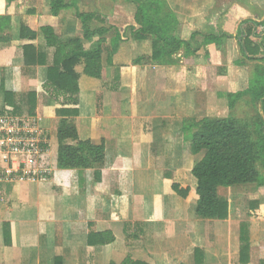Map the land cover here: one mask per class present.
I'll list each match as a JSON object with an SVG mask.
<instances>
[{
  "label": "crops",
  "instance_id": "1",
  "mask_svg": "<svg viewBox=\"0 0 264 264\" xmlns=\"http://www.w3.org/2000/svg\"><path fill=\"white\" fill-rule=\"evenodd\" d=\"M189 1L174 0L175 15L183 29L181 39H188L193 31L227 34V43L233 42L236 55L239 25L264 20V0H226L214 8L204 0ZM4 15L10 18L11 42L0 43V87L12 97L11 104H6L0 88V110L12 113L16 108L21 115L40 118L44 143L38 163L49 171V176L46 182L0 179V264H120L127 256L156 264L189 254L192 264H207L223 255L237 257L238 261L240 225L235 229L231 201L227 219L203 220L194 213V194L182 199L171 185L180 184L177 168L185 155L181 148L188 140L182 131L185 118L197 116L207 88L215 90L218 80L238 78L236 70L242 66L231 64L221 45L210 44L221 51L210 54L211 62L199 50L180 58L177 66H168L167 61L161 65L141 62L128 70L125 64L132 56L124 62L123 42L112 57V65L104 64L100 79L83 75L82 65L76 66L77 136L96 145L103 142L104 160L94 169L62 170L56 167L60 120L56 110L61 107V98L54 101L43 88L53 48L45 44L40 29L50 26L61 40L68 41L81 36V23L72 9L52 16L50 0H15L9 4L0 0V16ZM203 15L201 24L190 23L191 19L198 22ZM91 23V29L100 27L96 21ZM22 25L36 34L34 40H20ZM97 38L82 41L83 48H95ZM197 41L201 43L202 39L197 37ZM23 46L34 47L40 59L45 55V64L26 66ZM147 46L148 41L133 42V61L149 56ZM110 79L113 85L105 83ZM208 79L211 82H206ZM30 93L36 95L32 115ZM4 158L0 153V173L6 168ZM171 159L177 160L174 173L168 169ZM257 209L264 220V202L258 203ZM207 222L220 224V229H215L213 236L208 234L207 247L202 248L203 224L205 227ZM104 232H111L114 242L100 245L91 239ZM195 250L202 254L199 263L195 261ZM261 256L264 258V253ZM251 259L249 253L247 264Z\"/></svg>",
  "mask_w": 264,
  "mask_h": 264
},
{
  "label": "trees",
  "instance_id": "2",
  "mask_svg": "<svg viewBox=\"0 0 264 264\" xmlns=\"http://www.w3.org/2000/svg\"><path fill=\"white\" fill-rule=\"evenodd\" d=\"M15 0H6L7 4ZM134 8L133 20L127 30L133 42H150L151 53L147 58L140 57L133 64L151 62L161 65L169 55L182 52V56L195 55L202 45L215 44L220 46L227 34L214 31H193L186 40L173 35L174 27L178 26V19L165 4V0H124ZM73 9V15L81 23V36H74L68 41L58 37L50 26L41 27L45 44L53 48L52 65L47 67L43 88L54 101L61 98L60 108L56 115L60 117L57 129V158L56 167L62 170L94 169L102 165L104 160V144L91 143L89 140H79L75 126L78 116V74L76 66L82 65V74L100 79L105 66L112 65V57L118 45L127 40L125 31L110 25L105 26L104 19L92 12H80L74 2L65 3L64 0H50V12L57 16L60 11ZM96 21L100 27L91 29L89 23ZM237 38L240 59L238 66L249 63L253 67L248 86L236 93H227V107L232 111L234 105L245 96L252 105L255 114L248 120H241L233 116L224 118L203 117L186 119L182 131L188 135L190 151L193 155L202 153L191 169V176L195 181L193 190L196 197L195 215L203 220H225L229 215V200L220 195V190L238 186L255 185L264 187V20L261 23L244 21L239 25ZM10 18L0 16V43H10ZM79 34V35H80ZM95 40V48L85 50L82 41ZM197 37L202 42L197 41ZM36 34L21 26L20 40H34ZM24 64L26 66L44 65V56H36L35 48L23 46ZM106 52L103 62L102 54ZM35 57V58H34ZM5 96L6 104H11V93L0 87ZM34 93L28 95L29 114L35 108ZM260 103L262 115L255 108ZM7 113L0 110V115ZM13 115H21L16 108ZM260 168V169H259ZM97 173V171H96ZM171 189L182 199H187L190 188L177 183ZM96 244L107 245L114 242L111 232L92 235ZM249 235L246 226L239 227L240 250L238 262H249ZM93 243V242H92ZM94 243V244H95ZM202 254L195 250L196 263ZM120 264H146L134 261L127 256Z\"/></svg>",
  "mask_w": 264,
  "mask_h": 264
},
{
  "label": "rangeland",
  "instance_id": "3",
  "mask_svg": "<svg viewBox=\"0 0 264 264\" xmlns=\"http://www.w3.org/2000/svg\"><path fill=\"white\" fill-rule=\"evenodd\" d=\"M64 2L65 3L74 2L80 12L96 11L99 14H102L100 16L104 19L106 27L110 25H115L120 28L122 27L121 29L125 31L124 36L127 37V40L123 42L124 47L121 53L125 55L124 60L125 59L126 60L124 62L129 61L130 59L129 60L127 59L132 56L131 62L125 64L126 69L129 70V68L133 66V40L129 36V32L127 30L130 22H132L133 20L134 8L132 5L127 4L124 0H64ZM164 2L165 4H167V6H169L170 11L175 14L174 0H165ZM203 2H210L211 3L210 6L214 8L216 6L218 7L222 6L226 2V0H204ZM203 17L204 15L199 16L198 22L196 21L194 22L193 19H191L192 21L190 23L191 24H197V23L201 24ZM89 25L91 27L92 23H90ZM180 26L182 27V24L178 20V26L174 27L173 29L175 30L173 35L178 38H181V36L183 35V29H181ZM228 40L229 39L223 40V43L221 44L222 46L221 48H222V51L224 50L226 54L228 55L229 57L228 61H230L231 64H234L235 62H237V60H239L240 55L235 54V48L234 46H232L233 42L232 44H230L231 42L227 43ZM212 48L213 47L208 46V48L205 49V45H202L200 49L201 51L200 55L204 54V56H206L210 62H211V60L209 59L210 54L213 53L214 55V53L217 51L216 48H213V49ZM146 49L149 50L151 53L152 49H151L150 42H148V46L146 47ZM217 52H221V51L218 50ZM105 55H106V52L102 54L103 60H105ZM183 57L184 56H182V52L176 53L174 55H169V57L166 58L168 66L179 65L178 60ZM224 59H226V57H224ZM213 63H214V60H213ZM219 67L220 69H223L222 66H219ZM253 67L254 66L247 63L245 64V66H242L241 69L239 70L235 69L236 71H238L236 72L239 74L238 78L235 77L236 79H234L233 77L231 80L226 79L227 82L224 81L223 79L218 80V85L215 90L214 88L210 86L211 84H209L211 88H207V92L204 91L202 95V105L198 108L197 116L195 114H191L187 116L185 119H189V118H195V119L199 118L200 119L202 117L224 118L227 116H233L241 120L250 119L255 114L254 112L255 110L254 111L252 110V105L248 101L249 97L245 96L244 98H242V100L238 101L234 105V108L231 111L227 107V99L225 95L227 93H231V94L236 93V89L238 88L242 89V88L247 87L250 75L253 71ZM206 82L209 83L211 82V80L208 79ZM229 82L231 83L230 86H228L227 84ZM105 83L107 85L108 84L113 85L114 81L110 79V81H107ZM117 85L119 86V84ZM255 108L258 109V113L262 115V109H261L260 103L256 104ZM181 149H183V152L185 154L184 159L181 160L182 161L181 167L177 168V162H176L177 160L171 159V162H169L170 166L168 167V169L170 173H174L177 169H180V173L178 174L176 180L180 182L179 185H181L182 183L184 184V187L190 188L191 190L190 195H192L193 197L195 181L192 178L190 172H191L193 164L201 158L202 153L198 155H193L190 151L188 140H185L183 148ZM219 193L222 197H225L229 201H231L230 202L232 205L231 213H232L235 229L238 228L237 227L238 225L241 226L242 224H244L248 231V235H250L249 239L251 240V243H250L249 253L252 255V259H251V263L249 264H264V260H263L264 258H262L261 256L264 253V241H263L264 240L263 238L264 237V220H261L263 217V214H259L258 209L256 210L258 203H260L261 201L264 202V187H256L255 185H245V186H238V187H234L230 189H222L220 190ZM254 202L256 203V207L252 206V203ZM250 228H251V232H250L251 234L249 233ZM215 229H220V224H218V226H215L214 223L207 222L205 224V227L203 224V231H202V238H201L202 244H200L202 245V248H204L203 245L206 246L208 234L213 236ZM170 241H172V239ZM206 250L208 249L206 248ZM180 262H186V264H192L193 263L192 254L183 256L180 259H178V257H174L173 260L171 261L168 260L167 263L158 262L156 264H178ZM210 263L211 264H239L237 261V257L227 258V255L219 256L213 262H211V260H208L207 264H210Z\"/></svg>",
  "mask_w": 264,
  "mask_h": 264
},
{
  "label": "built area",
  "instance_id": "4",
  "mask_svg": "<svg viewBox=\"0 0 264 264\" xmlns=\"http://www.w3.org/2000/svg\"><path fill=\"white\" fill-rule=\"evenodd\" d=\"M6 112L0 115V153L6 162L0 179L46 182L49 171L38 163L41 144L44 143L40 118Z\"/></svg>",
  "mask_w": 264,
  "mask_h": 264
}]
</instances>
